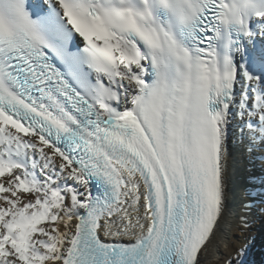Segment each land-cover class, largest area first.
I'll list each match as a JSON object with an SVG mask.
<instances>
[{"label":"snow or ice","instance_id":"snow-or-ice-1","mask_svg":"<svg viewBox=\"0 0 264 264\" xmlns=\"http://www.w3.org/2000/svg\"><path fill=\"white\" fill-rule=\"evenodd\" d=\"M237 144L264 164V0H0V264H250Z\"/></svg>","mask_w":264,"mask_h":264},{"label":"bare ground","instance_id":"bare-ground-1","mask_svg":"<svg viewBox=\"0 0 264 264\" xmlns=\"http://www.w3.org/2000/svg\"><path fill=\"white\" fill-rule=\"evenodd\" d=\"M231 147L230 164V209L238 216L240 205L245 199L244 189L247 187V178L250 175H261L264 164L259 161L253 165L243 147L239 144ZM235 223V220L233 221ZM239 235V233H236ZM250 241V253L255 256L256 264H264V217L254 214L252 217L251 228L246 233ZM238 246V245H237ZM222 251H226L222 249Z\"/></svg>","mask_w":264,"mask_h":264},{"label":"rangeland","instance_id":"rangeland-1","mask_svg":"<svg viewBox=\"0 0 264 264\" xmlns=\"http://www.w3.org/2000/svg\"><path fill=\"white\" fill-rule=\"evenodd\" d=\"M254 257L251 253L249 254V262L250 264H256L255 260H254Z\"/></svg>","mask_w":264,"mask_h":264}]
</instances>
